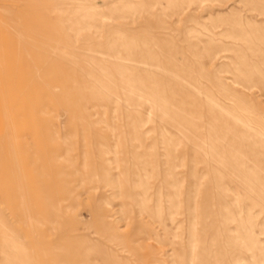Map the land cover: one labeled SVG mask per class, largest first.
<instances>
[{
	"label": "rangeland",
	"instance_id": "1",
	"mask_svg": "<svg viewBox=\"0 0 264 264\" xmlns=\"http://www.w3.org/2000/svg\"><path fill=\"white\" fill-rule=\"evenodd\" d=\"M0 264H264V0H0Z\"/></svg>",
	"mask_w": 264,
	"mask_h": 264
}]
</instances>
